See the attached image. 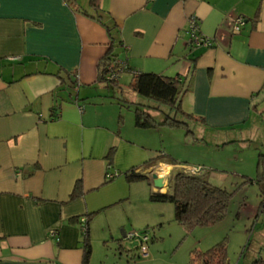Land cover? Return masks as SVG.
Masks as SVG:
<instances>
[{
  "label": "crops",
  "instance_id": "0c3cea01",
  "mask_svg": "<svg viewBox=\"0 0 264 264\" xmlns=\"http://www.w3.org/2000/svg\"><path fill=\"white\" fill-rule=\"evenodd\" d=\"M91 2L0 0V264H82V220L120 204L114 181L157 157L163 130L136 125L133 105L150 102L132 89L135 72L180 78L193 126L264 140V0ZM192 17L213 47L189 46ZM111 45L132 71L115 89L98 82ZM181 168L144 173L165 177L167 194Z\"/></svg>",
  "mask_w": 264,
  "mask_h": 264
},
{
  "label": "rangeland",
  "instance_id": "374dc122",
  "mask_svg": "<svg viewBox=\"0 0 264 264\" xmlns=\"http://www.w3.org/2000/svg\"><path fill=\"white\" fill-rule=\"evenodd\" d=\"M160 110L157 122L169 113L164 104ZM158 128L163 135H157L154 156L164 155L166 163L182 168L204 166L211 183L232 194L226 216L215 225L188 229L176 222L174 204L150 200L147 182L130 183L121 175L114 182L121 183L123 201L90 222L91 264H190L193 251L205 253L225 239L229 264L251 262L264 246V140L234 141L238 131L211 134L198 124L191 125V133L184 127ZM124 231L150 233L147 256L138 240L123 237Z\"/></svg>",
  "mask_w": 264,
  "mask_h": 264
},
{
  "label": "trees",
  "instance_id": "16d2710c",
  "mask_svg": "<svg viewBox=\"0 0 264 264\" xmlns=\"http://www.w3.org/2000/svg\"><path fill=\"white\" fill-rule=\"evenodd\" d=\"M97 1L92 0L91 3L95 5ZM91 17L101 22L106 27L111 39L115 40L114 26L104 23L100 14ZM115 51L113 45H111V50L100 60L98 65V82L107 88L112 87L113 89L119 83V79L111 78L113 75L119 76L125 71L132 72L129 66H123L126 62L122 63L123 65L119 63V54L115 53ZM132 89L150 102L133 105L136 113V125L139 128L149 129L171 126L184 127L188 133L192 132L190 130L192 125L190 121L193 117L185 113L181 108V97L186 93V90L184 85L181 84L180 78H170L152 73H133ZM162 104L169 108V113H163L162 120L157 122V119L151 114L161 112ZM164 159V155H158L145 162L141 167L132 168L123 175L130 183L145 181L152 186V177L145 174L144 171L155 167L158 163L164 162ZM169 164L178 165L175 163ZM207 174L208 172L205 168H201L199 174H192L184 168L174 171L169 178L170 192L166 195L153 193L150 200L154 203L174 204L176 222L188 229L215 225L225 218L232 194L212 184ZM258 182L260 183V181ZM80 188L81 185L78 183L72 195L73 198L77 196L76 194L80 191ZM261 191L263 200L260 211L264 208V190L262 189ZM96 214H90L85 218L82 264H91L93 250L90 243L89 224ZM81 228H83L82 225ZM263 250L264 248L260 249L249 264H264ZM190 264H229L226 239L205 253L197 250L193 251Z\"/></svg>",
  "mask_w": 264,
  "mask_h": 264
},
{
  "label": "built area",
  "instance_id": "2783aa9c",
  "mask_svg": "<svg viewBox=\"0 0 264 264\" xmlns=\"http://www.w3.org/2000/svg\"><path fill=\"white\" fill-rule=\"evenodd\" d=\"M230 25H231L234 33H240L242 28L245 26V20L242 18L231 19ZM187 34L189 35V46L192 49L200 48V47L210 48V47L214 46V40L213 39L205 37L200 33L199 21L196 17H192L189 20V24L187 27ZM123 66L127 67V64L125 63ZM135 74H136V72H135ZM111 78L118 80L119 76H117L115 74ZM184 169L187 170L188 172L192 173V174H199V172L201 171L200 167H187ZM117 175H118L117 173L108 174L107 178L108 179H114ZM85 224H86V220L83 219L82 223H81V225L83 226V228H82L83 231L85 229L84 228ZM125 238H126V240H129V241L138 240L140 243L139 248H143V250H142L143 254L142 255L147 256V254H148L147 253V245L151 239L150 233L148 231H144L141 233L129 232L126 234Z\"/></svg>",
  "mask_w": 264,
  "mask_h": 264
},
{
  "label": "water",
  "instance_id": "95a60500",
  "mask_svg": "<svg viewBox=\"0 0 264 264\" xmlns=\"http://www.w3.org/2000/svg\"><path fill=\"white\" fill-rule=\"evenodd\" d=\"M152 181H153V185H154L155 189L158 191V194L166 195V193L162 191L167 186L166 181H165V177H160L158 175V173H153L152 174ZM123 236L125 238V232H124Z\"/></svg>",
  "mask_w": 264,
  "mask_h": 264
},
{
  "label": "bare ground",
  "instance_id": "6f19581e",
  "mask_svg": "<svg viewBox=\"0 0 264 264\" xmlns=\"http://www.w3.org/2000/svg\"><path fill=\"white\" fill-rule=\"evenodd\" d=\"M162 169H163V168H162ZM167 170H169V169H167ZM166 172H167V171H166ZM160 173H161V172H160ZM162 173H163V172H162ZM162 173H161V174H162ZM163 175H164V174H163Z\"/></svg>",
  "mask_w": 264,
  "mask_h": 264
}]
</instances>
